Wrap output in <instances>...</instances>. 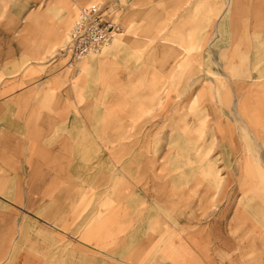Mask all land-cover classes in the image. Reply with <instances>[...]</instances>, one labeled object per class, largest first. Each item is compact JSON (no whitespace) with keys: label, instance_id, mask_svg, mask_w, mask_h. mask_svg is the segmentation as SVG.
I'll return each instance as SVG.
<instances>
[{"label":"crops","instance_id":"obj_1","mask_svg":"<svg viewBox=\"0 0 264 264\" xmlns=\"http://www.w3.org/2000/svg\"><path fill=\"white\" fill-rule=\"evenodd\" d=\"M220 2L0 0V264H264V0Z\"/></svg>","mask_w":264,"mask_h":264},{"label":"built area","instance_id":"obj_2","mask_svg":"<svg viewBox=\"0 0 264 264\" xmlns=\"http://www.w3.org/2000/svg\"><path fill=\"white\" fill-rule=\"evenodd\" d=\"M122 33V26L106 6L81 8L66 42L57 50L54 58L65 60V67L75 71L84 60L100 57Z\"/></svg>","mask_w":264,"mask_h":264},{"label":"rangeland","instance_id":"obj_3","mask_svg":"<svg viewBox=\"0 0 264 264\" xmlns=\"http://www.w3.org/2000/svg\"><path fill=\"white\" fill-rule=\"evenodd\" d=\"M225 1H227V0H225ZM225 1L224 0H221V2H220V11H221V13H223L224 12V10H225ZM72 27V26H71ZM124 35V30H123V33H122V35L121 36H119L116 40H115V42H113L111 45H114V43H116L117 41H118V39L119 38H121L122 36ZM110 45V46H111ZM109 46V47H110ZM107 49V48H106ZM88 59H90V58H88ZM205 75V78H204V80H203V84L206 86V87H208L209 89V91L208 92H210L211 91V85L209 84V83H211V79L212 78H214V80H216L217 82H218V80H220L219 79V76L218 75H213L209 70H207V72L204 74ZM211 93V92H210ZM210 96V95H209ZM195 102L193 103V105H194V107H195ZM189 115H190V113H189ZM201 122V121H200ZM201 124H210L209 123V119H208V117L206 116V115H204V118H203V121H202V123ZM212 145H207V147H206V149L204 150V152L207 154V157L208 156H210V154H211V152H212ZM195 149V148H194Z\"/></svg>","mask_w":264,"mask_h":264}]
</instances>
